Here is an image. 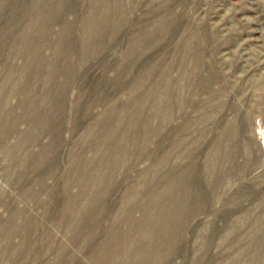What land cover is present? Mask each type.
Instances as JSON below:
<instances>
[{"label":"rangeland","instance_id":"obj_1","mask_svg":"<svg viewBox=\"0 0 264 264\" xmlns=\"http://www.w3.org/2000/svg\"><path fill=\"white\" fill-rule=\"evenodd\" d=\"M0 264H264V0H0Z\"/></svg>","mask_w":264,"mask_h":264},{"label":"trees","instance_id":"obj_2","mask_svg":"<svg viewBox=\"0 0 264 264\" xmlns=\"http://www.w3.org/2000/svg\"><path fill=\"white\" fill-rule=\"evenodd\" d=\"M40 67H42L43 68V66L41 65Z\"/></svg>","mask_w":264,"mask_h":264}]
</instances>
